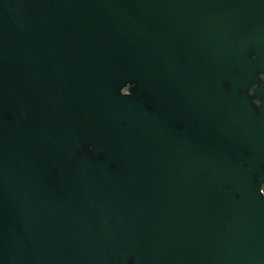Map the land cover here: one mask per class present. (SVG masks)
I'll use <instances>...</instances> for the list:
<instances>
[{"label": "water", "instance_id": "water-1", "mask_svg": "<svg viewBox=\"0 0 264 264\" xmlns=\"http://www.w3.org/2000/svg\"><path fill=\"white\" fill-rule=\"evenodd\" d=\"M0 264H264V0H0Z\"/></svg>", "mask_w": 264, "mask_h": 264}]
</instances>
